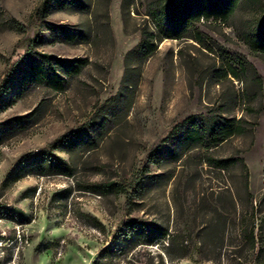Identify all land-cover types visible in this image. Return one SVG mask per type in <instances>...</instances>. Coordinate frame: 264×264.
<instances>
[{
	"label": "rangeland",
	"instance_id": "1",
	"mask_svg": "<svg viewBox=\"0 0 264 264\" xmlns=\"http://www.w3.org/2000/svg\"><path fill=\"white\" fill-rule=\"evenodd\" d=\"M44 1L0 0V121L36 117L0 143V264H264V54L242 35L261 5L228 22L201 20L204 43L166 38L142 59L129 52L142 29L154 28L146 14L154 0L52 1L43 11ZM52 25L88 33L68 42ZM32 51L85 65L56 91L29 81L20 60ZM239 55L249 62L241 79L225 75L223 63L239 68ZM196 116L206 130L232 118L237 133L208 148L185 132ZM82 126L94 140L53 149L73 175L39 174L26 163ZM209 156L241 157L247 170L237 161L221 170ZM111 181L127 192L84 189ZM130 220L165 227L167 236H128Z\"/></svg>",
	"mask_w": 264,
	"mask_h": 264
},
{
	"label": "trees",
	"instance_id": "2",
	"mask_svg": "<svg viewBox=\"0 0 264 264\" xmlns=\"http://www.w3.org/2000/svg\"><path fill=\"white\" fill-rule=\"evenodd\" d=\"M54 1L64 8L84 6L82 0H45L43 11ZM255 2V3H254ZM261 5V12L251 20L250 23L243 26V39L248 44L253 53L264 54V0H154L147 9L146 14L150 15L153 21L154 28L142 29L141 39L137 46L133 48L130 55H142V59L151 56L158 48L159 42L166 38H187L190 37L199 43H204L201 33L196 26V23L201 20L221 19L228 22L236 14L237 10L247 6ZM12 25L20 30L25 31L27 28L18 20H12ZM54 34L63 35L65 40L74 41L77 37L87 35V31L70 32L65 27L57 25L50 26ZM38 37V36H37ZM35 38L36 40L38 38ZM29 70V81L39 86L49 87L56 91H63L66 89L68 79L70 76L80 72L85 65L83 59L63 58L61 56L45 53V52H27L24 59ZM233 62L238 63L239 68L234 66L229 60L223 63V70L225 75L232 74L234 77L241 79L239 72L245 70L249 64L248 60L239 55ZM11 79L8 80L7 85L2 90L1 95L7 93ZM36 117L33 113H28L23 116L10 117L0 121V143L9 135L10 132L16 130L19 126L24 125L28 121H35ZM189 121V120H188ZM206 120L200 121L199 116L194 118L193 124H190L185 131L187 135L194 138L196 134L197 141H203L205 145L210 148L216 146L227 140L229 137L237 133L235 128V121L232 118L223 117L211 129H205ZM179 124L174 126V129ZM173 131V130H172ZM208 133L207 139L204 138L203 133ZM94 140L92 132L88 126H82L73 133L68 134L56 140L52 146L53 148L43 149L39 152L30 154L27 164L32 165L33 169L39 174H54L62 173L66 175H73V166L63 157L54 153L53 149H64L63 144L73 145L78 140ZM208 141V142H207ZM240 162L247 170V165L244 159L239 158H216L209 156L208 163L216 166L221 170L228 169V167L235 162ZM139 186V185H138ZM86 190L98 192L99 194H107L115 192L120 194L127 192V187L119 181L94 183ZM139 187H133L134 191H138ZM23 220L28 221L26 214L20 213ZM127 235L141 234L146 243H153L155 240L167 236L168 230L158 224L152 222H143L137 220H130L127 222ZM94 264H106L102 260H98ZM189 264V263H185Z\"/></svg>",
	"mask_w": 264,
	"mask_h": 264
}]
</instances>
